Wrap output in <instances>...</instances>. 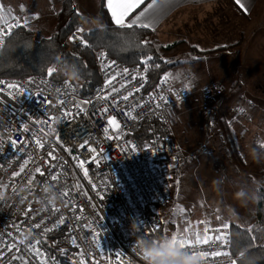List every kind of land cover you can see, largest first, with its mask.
<instances>
[{
    "label": "built area",
    "instance_id": "obj_1",
    "mask_svg": "<svg viewBox=\"0 0 264 264\" xmlns=\"http://www.w3.org/2000/svg\"><path fill=\"white\" fill-rule=\"evenodd\" d=\"M17 24L0 20V32L13 26L4 43L21 26ZM69 40L85 43L78 30ZM96 64L100 80L86 96H80L69 80L0 77L5 82L0 84V123L8 128L5 132L0 127V264H80L81 251L84 264H118L117 254L119 264H145L138 242L141 233L150 236L156 227L147 211L169 201L167 157L158 133L145 141L137 134L146 123H167L171 109L189 93L167 77L151 85L145 65H126L104 51L96 55ZM7 84L27 91L8 89ZM129 92L132 95L123 100ZM65 111L70 114L65 116ZM50 116L56 119L49 120ZM110 116L116 118L118 128L108 125ZM23 127L28 130L22 132ZM9 136L17 142L15 147ZM84 141L97 149L98 162L80 147ZM49 151L55 159L47 156ZM73 157L85 161L87 175ZM37 167L43 175L35 171ZM89 225L98 233V241ZM73 236L79 247L72 244ZM206 236L212 239L195 250L221 255H209L203 264H238L229 226H210L203 239ZM17 256L22 259H14Z\"/></svg>",
    "mask_w": 264,
    "mask_h": 264
},
{
    "label": "rangeland",
    "instance_id": "obj_2",
    "mask_svg": "<svg viewBox=\"0 0 264 264\" xmlns=\"http://www.w3.org/2000/svg\"><path fill=\"white\" fill-rule=\"evenodd\" d=\"M62 1L0 0V20H14L22 26L27 19V26H34L46 38L54 32ZM73 2L86 19L76 30L82 29L83 34L102 27L98 16L102 0ZM7 9L17 15H7ZM90 18H94L91 23L87 22ZM190 19L179 24L166 41L153 37L164 46L182 42L164 55L181 66L164 77L189 93L171 109L165 123L170 140V150L166 149L169 201L151 207L157 215L154 228H162L164 239L177 233L193 239L199 234L203 239L210 226L256 223L259 190L264 184V162L250 156L254 143L264 144V6L246 18L221 8L196 12ZM101 51L106 52L96 51L95 58ZM211 113L214 119L208 128ZM225 123L235 134L241 163L230 158L221 133ZM240 190L251 195L242 196Z\"/></svg>",
    "mask_w": 264,
    "mask_h": 264
},
{
    "label": "trees",
    "instance_id": "obj_3",
    "mask_svg": "<svg viewBox=\"0 0 264 264\" xmlns=\"http://www.w3.org/2000/svg\"><path fill=\"white\" fill-rule=\"evenodd\" d=\"M98 16L102 21V27L88 30L82 35L85 39L84 44L69 42L68 39L73 31L81 27L85 22L84 15L80 14L73 0H63L61 8L57 14L54 32L46 38L39 35V31L34 26H20L6 41L11 48L3 50L0 58V77L18 78L30 75L47 76L54 83H61L65 80L71 81L77 88L80 96L88 95L94 86L99 83V71L96 64L95 52L105 50L111 57L125 63L126 65L141 64L147 68V74L154 85L159 79L164 77L173 68L181 66L177 60H165L164 55L170 53L182 45L176 42L170 45H160L153 38L154 34L147 28L134 27L132 29L121 28L116 25L102 0ZM126 33L139 35V43L135 47H125L123 51L117 52V46H124L126 43L122 37ZM150 38L147 40V38ZM147 43H143V42ZM30 46V51L25 53L24 46ZM56 55L64 60L75 63L79 67V82L73 78H68L59 72H53L51 76L47 74L45 62L47 57ZM151 57V60H147ZM145 61H147L145 63ZM214 114H209L207 127L212 126ZM221 132L223 139L229 147V153L233 162L243 160L239 146L235 139V134L228 123L224 124ZM158 133L164 141L165 148L170 150V140L167 138L165 123L154 121L142 126L137 137L142 141L147 140L151 133ZM260 142L254 143V148L264 152ZM167 153V151H166ZM264 162V156H261ZM243 163V162H242ZM246 166L244 163L241 164ZM260 200L257 205V222L249 228H244L237 223L230 224L232 236V252L237 256L238 264H242L240 255L244 249L249 254L255 253L259 257L255 264H264V184L259 190ZM150 218L151 212L147 211ZM160 228H151L150 238L159 239ZM164 233V232H163Z\"/></svg>",
    "mask_w": 264,
    "mask_h": 264
},
{
    "label": "snow or ice",
    "instance_id": "obj_4",
    "mask_svg": "<svg viewBox=\"0 0 264 264\" xmlns=\"http://www.w3.org/2000/svg\"><path fill=\"white\" fill-rule=\"evenodd\" d=\"M142 2H143V0H108L107 7L111 11L112 18H113L115 24L118 25L119 27L127 28V29H132L134 27L148 28V27L151 26V23L147 22V21H149V18L152 15L153 11L159 7L158 0H152V2L150 4H148V6L144 9V11L141 12L139 15H135L134 18H129L128 20L125 19L126 17L129 16V13L133 12L134 9L139 8V6L141 5ZM237 3L240 4L241 8H245V5L241 2V0H237ZM245 10H247V9H245ZM27 25H28V20L25 19L23 21V26L27 27ZM16 26H20L19 23ZM12 27H13L12 25H9L8 29L6 31L0 32V42H3L5 36L11 34ZM78 31H82V29H78ZM124 42L126 44L128 43L127 40H125ZM143 43H147V42L145 41ZM147 60H151V57H148ZM146 62L147 61H145V63ZM53 72H55V69H53L52 67H49L47 69V74L49 76H51L53 74ZM125 72H127V69H125ZM3 83H5V82L0 81V84H3ZM7 88L8 89H14L15 88V89L20 90L21 92H26L27 91L26 89H21L19 85H14V84H7ZM113 90L115 91V89H113ZM0 91H3V90L0 89ZM8 94L12 95L11 92H9ZM131 95H132V93L129 92L127 95H125L123 97V100L127 101ZM107 98H108L107 96L104 97V99H107ZM58 102L61 105L66 103L65 101H58ZM47 103L51 104L52 102L49 100V101H47ZM84 103L86 104L88 102L85 101ZM78 111L82 112V111H84V109L78 107ZM102 111L107 112L108 109L104 108V109H102ZM69 114L70 113L67 112V111L64 112L65 116H67ZM134 118L135 117H133V119ZM48 119L49 120H55L56 118L50 116V117H48ZM107 123H108V125L115 126L117 128L119 127V124L116 122V118L115 117H111L110 116L108 118V120H107ZM0 127H3L5 132L8 131V128H7L6 125H3L2 123H0ZM27 130H28L27 127H23L21 129L22 132L27 131ZM53 131H54V129H53ZM107 131H108V129L106 128L105 132H107ZM108 138L112 139L113 137H108ZM0 139H2V137H0ZM57 140H59V137H57ZM8 142L13 147H15L16 143H17L10 136L8 138ZM35 143L40 148L44 147V145L40 142V140H36ZM80 147L81 148H86L87 152L93 154V160L98 162L97 149L95 147L91 146L88 141H84L80 145ZM261 147H264V145H261ZM132 148H133V150H135V145H133ZM65 150L69 151L68 149H65ZM102 153H103V150L101 149L99 154H102ZM47 156L52 158V159H55V157L53 156V152L52 151H49L47 153ZM73 159L77 161L78 167L84 169L85 175H87L88 174V170L86 168H84L85 161L80 159L79 157H73ZM23 170H24L23 166H21L20 171L22 172ZM35 171L37 173H40L41 175H43V173L41 172V169L39 167H37L35 169ZM13 175L14 176L15 175H19V173L18 172H14ZM52 179L55 180L56 177L53 176ZM65 195H66V193H65ZM59 223H61V224L64 223L63 217H61V219L59 220ZM35 227H39V225H35ZM88 227H89L90 231L92 232L93 239L98 241V239H99L98 233H96L94 229H91L90 225ZM225 227H227V225H225ZM45 231H50V229L46 228ZM205 231L207 232V229H205ZM184 232L187 233L188 229L185 228ZM141 236H142V239H152L153 242H155V243H159V241H160V240H156L154 238H150L149 234L141 233ZM211 239H212V237H210V236H206L204 239H201L199 234H196L195 238L193 239V238H191L189 236H186L184 234L177 233V234H173L171 236L170 240H168V238H165V241H167L168 246H170V247H177L178 246V247H180L182 249H193V250H195L198 245L207 244V243H209V241ZM216 239H220V237L217 236ZM71 240H72V244L74 246L79 247V245H77L76 237H74V236L71 237ZM37 243H39V241H37ZM97 246L99 247V244H97ZM12 247H15V245H12ZM30 248H31V250L33 252H35L36 254H39V249L36 248L34 245H31ZM61 251H63V250H61ZM192 255L193 256L199 255L202 259H204V258H207L209 255L218 256V255H221V253H219V252L208 253V252H205V251H198V252L193 251ZM80 256H81L80 264H84V259H83L84 253H83V251L80 252ZM14 259H22V258L17 256V257H14ZM117 261H118V264H119V254H117ZM25 264H26V262H25ZM42 264H46V261H42ZM233 264H235L234 261H233Z\"/></svg>",
    "mask_w": 264,
    "mask_h": 264
},
{
    "label": "crops",
    "instance_id": "obj_5",
    "mask_svg": "<svg viewBox=\"0 0 264 264\" xmlns=\"http://www.w3.org/2000/svg\"><path fill=\"white\" fill-rule=\"evenodd\" d=\"M50 1L54 2L55 0ZM107 2L108 0H104L108 13L114 22L111 11L107 7ZM151 2L152 0H143L139 8L134 9L125 19L128 20L129 18H134L135 15H139ZM241 2L245 5V8H241L240 4L237 3V0H158L159 7L153 11L149 21H147L151 23V26L147 29L153 32L158 40L166 41L179 29V24L188 23V21L191 20V16L196 12H211L217 9L227 8L234 14L237 12L240 16L246 18L255 13L256 10H259L260 8L262 9L264 6V0H241ZM8 12H10V15L12 16L17 15V13L7 9V15ZM79 12L82 13V11ZM150 212L151 219L157 218L156 213L152 210H150ZM254 223L255 222L248 223L245 226L242 224L239 225L244 228H249ZM160 230L162 231V228H160ZM158 237L159 239L157 240L164 239V235L159 234Z\"/></svg>",
    "mask_w": 264,
    "mask_h": 264
},
{
    "label": "clouds",
    "instance_id": "obj_6",
    "mask_svg": "<svg viewBox=\"0 0 264 264\" xmlns=\"http://www.w3.org/2000/svg\"><path fill=\"white\" fill-rule=\"evenodd\" d=\"M90 18L87 22L91 23ZM122 39L127 40L128 43L124 46H117L114 50L117 52L123 51L125 47H135L139 43V35L135 33H126ZM11 48L10 44H5L0 42V49L7 50ZM30 46L27 44L24 46L25 53L29 52ZM45 67L48 69L52 67L56 72L63 74L68 78H78L79 77V67L70 61L64 60L56 55H51L47 57L45 62ZM250 156L254 160H259L261 156H264V152L257 150L256 148H250ZM240 195H251L250 192H245L240 190ZM171 238H168L170 240ZM138 247L143 255L145 264H203V259L199 255H192L193 251L198 252V250L193 249H182L180 247H170L168 246L165 239H161L159 243L153 242L152 239H140L138 242ZM243 255H240L242 264H255L256 259L259 257L255 253L249 254L247 249L242 250Z\"/></svg>",
    "mask_w": 264,
    "mask_h": 264
}]
</instances>
